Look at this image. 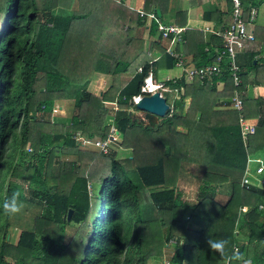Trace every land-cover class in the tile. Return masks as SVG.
I'll list each match as a JSON object with an SVG mask.
<instances>
[{
	"label": "trees",
	"instance_id": "16d2710c",
	"mask_svg": "<svg viewBox=\"0 0 264 264\" xmlns=\"http://www.w3.org/2000/svg\"><path fill=\"white\" fill-rule=\"evenodd\" d=\"M239 2L247 23L255 0ZM165 6L166 0H144L139 15L119 0H0V264H145L149 257H164L163 264H223L207 239H227L229 251L239 248L253 264H264V181L255 182L264 180V98L244 89L246 73L264 87V27L252 28L251 44L262 50L238 65L236 86L216 90L229 81L224 67L203 79L187 81L182 73L165 83L180 90L165 115L142 125L131 116V97L149 71L172 68L175 60L164 53L156 31L160 20L153 9L162 15ZM203 17L210 20V13ZM146 20L151 39L144 45L134 31ZM172 22L181 29L172 51L185 67L205 65L222 48L214 35L184 28L183 13ZM107 34L130 38L117 58L98 50ZM152 51L155 59L147 54ZM121 73L131 77L119 88ZM100 75L108 81L96 96L89 87ZM232 97L239 99V111L209 115ZM59 98L72 101L71 114L51 119ZM185 99L184 112L176 113ZM106 104L115 108L112 114ZM251 118L252 132L241 136L238 120ZM110 126L116 138L105 153L80 144L104 139ZM16 141L19 173L15 164L8 169ZM113 145L128 155L115 160ZM252 163L246 191L254 200L240 211L239 182ZM7 171L14 181L3 187ZM206 175L225 181L211 183ZM179 180L195 185L188 209L174 191ZM222 186L228 193L223 203ZM16 192L33 212L14 224L19 230L8 242L12 216L2 205ZM68 225L72 231L64 239Z\"/></svg>",
	"mask_w": 264,
	"mask_h": 264
},
{
	"label": "crops",
	"instance_id": "0c3cea01",
	"mask_svg": "<svg viewBox=\"0 0 264 264\" xmlns=\"http://www.w3.org/2000/svg\"><path fill=\"white\" fill-rule=\"evenodd\" d=\"M126 8L132 9V10H141L143 6V1L144 0H119ZM255 5L253 6L249 20L247 21V26L252 30L253 27H264V0H255ZM72 8H76V3L73 2ZM158 9V8H155ZM207 12L210 13V20L204 19L203 15H205ZM159 13V10H158ZM180 13L184 14V28L188 29H193V30H199L202 31L204 34H208L206 31L203 30V28H209V29H214L218 27H222L226 24L227 19H228V3L226 0H166V6H165V14H160L157 16L159 17V22L162 23L163 25H170L173 26V18L176 15H179ZM219 15L217 19L215 18V15ZM216 20V21H215ZM147 23L148 20L145 21L143 25L137 26L134 31V35L137 38L143 39L144 45L148 43V41L151 39L146 33H147ZM130 38L129 37H124V38H117L112 35H104L100 45L98 47V50L108 56L112 57H119L120 54L124 51L126 48ZM162 45L165 46L164 41H160ZM160 44V46H162ZM262 50V46L258 42H254L253 44H250L247 47V59L241 60V62L245 63L246 61L249 60V56L251 55L252 52H260ZM147 54L150 55L152 59H155L158 55V53H155V51H152L151 53L147 52ZM236 60V59H235ZM182 60V66L183 65ZM240 62V63H241ZM237 66L241 65L237 60H236ZM241 71V69H240ZM152 75V78L156 82H161L164 86V91H161L160 95L165 99V97L162 95V92H166L171 90L174 92L175 96L174 99L172 97V100H176L178 98L180 90H176L174 88H170L165 86V83L167 81H173L175 78L178 76L182 75V69L176 66H172V68L169 69H158L155 70L154 72H150ZM240 73V72H239ZM131 77L130 73H121L118 77V87L121 88ZM245 84H244V89L245 92L248 96H260L264 98V87H261L259 85H255L251 82V76L250 73H246L245 75ZM97 79L99 82L98 87V94L99 91L104 85L107 83L108 79L105 76H98L95 77L94 80ZM188 81V80H187ZM186 81V82H187ZM95 87H93L94 89ZM96 89V88H95ZM216 90L217 91H224V90H231V85L229 84V81H226L225 83L219 82L216 84ZM166 102V99H165ZM133 104V103H132ZM167 104L168 108L172 105ZM231 104V103H230ZM228 104L225 106L224 104H219L216 106H213L210 109L209 115L210 116H218L221 114H230L233 113L234 111L231 108V105ZM187 105V99L183 101V103L176 109V113L184 112L185 108ZM137 114L132 112L131 116L137 115L139 119L142 117V113L139 112L138 110ZM138 119V120H139ZM158 118H155L154 123L157 121ZM247 124H254L255 120L253 118L245 120ZM142 125H145V123H141ZM179 131H183L182 129L178 128ZM258 158L262 159V155L259 154ZM254 163L250 164V170H252ZM211 176H216L217 175H211ZM220 181H224L225 178L220 176ZM220 183V182H217ZM222 183V182H221ZM220 183V184H221ZM239 201L241 204H244L243 200L246 201V204L249 205L250 203L253 202L254 197L252 194L246 190H243L240 192L239 195Z\"/></svg>",
	"mask_w": 264,
	"mask_h": 264
},
{
	"label": "built area",
	"instance_id": "2783aa9c",
	"mask_svg": "<svg viewBox=\"0 0 264 264\" xmlns=\"http://www.w3.org/2000/svg\"><path fill=\"white\" fill-rule=\"evenodd\" d=\"M228 3V19L224 26L209 29L203 28L204 31L214 35L215 37L221 40L222 48L212 54L208 59V62L199 67H183L182 60L178 53L172 51V45L175 40L178 38L180 28L163 25L156 22V31L159 34L160 40L165 42L164 53L171 55L174 60V66L182 69L184 73V78L191 80V78L203 79V77H209L217 74L224 67L228 71V78L230 81L231 88L237 85L238 83V74L239 68L236 63V54L243 52L252 42L253 34L252 30L247 26L246 22L242 19L241 8L239 0H226ZM139 15H141L140 10H137ZM152 13L148 14V18H152ZM139 71V69H137ZM157 91L160 95L161 91H164V86L161 82H156L153 80L150 71L143 78L141 85L139 86L138 93L131 97V102L134 103L140 96L149 94L151 92ZM231 108L233 111H239L240 101L236 97L231 98ZM239 127L241 136L250 134L252 132L253 125L247 124L244 120L239 119ZM116 138L115 129L110 126L108 133L104 139H81L80 144L83 146H91L93 149H97L101 153H105L107 148L113 144ZM259 162V161H258ZM262 170L261 164L254 168V173H260ZM252 176L251 170L246 167L244 168L243 174L240 178L239 187L242 190H248L249 186L252 184L250 180ZM262 178L255 179L257 184L263 183ZM246 206L241 205L240 211H245ZM224 264V263H223Z\"/></svg>",
	"mask_w": 264,
	"mask_h": 264
},
{
	"label": "rangeland",
	"instance_id": "374dc122",
	"mask_svg": "<svg viewBox=\"0 0 264 264\" xmlns=\"http://www.w3.org/2000/svg\"><path fill=\"white\" fill-rule=\"evenodd\" d=\"M249 27V26H248ZM247 51H243V52H240V53H237L236 54V60L240 63L241 60L243 59H247ZM99 85V82L97 79L93 80L91 85H90V89H91V92L94 94V95H98V86ZM93 87H95L93 89ZM170 89V88H169ZM162 95L165 97L166 99V104H171V101L173 102L174 100H172V97L174 99V92H172L171 90L169 91H166V92H162ZM106 108L108 109L109 113L112 114V112H114L113 110L115 109L113 106V108L111 109L110 105H105ZM72 101L69 100V99H62V98H59L58 100L54 101L53 105H52V110H51V119H55V118H69V115L71 114V110H72ZM130 112L131 114H133L134 112L137 114V111L136 109L133 107V108H130ZM133 112V113H132ZM31 115V113L29 114ZM132 118L133 120H138L139 117L137 115H132ZM115 148V151H114V159H119V158H125L127 155H128V150H124V149H119V148H116V146H112ZM18 146H17V141L13 144V146L11 147L12 149V157L9 159L10 161V164L8 166V169L9 168H12V165H16L18 168L15 169V171L18 173L20 172V164H18V156L16 155V151L15 149H17ZM8 149V147H7ZM86 149L88 150H92L93 151V148L89 145L86 147ZM25 151L28 150V147L26 146L24 148ZM8 150H6V153H7ZM71 156H66V155H58L57 156V159L59 160H62V159H70ZM182 175L185 176L186 173H183L182 172ZM211 183H217V182H224V181H220V180H223V179H220L221 177L220 176H211V175H206L205 176ZM2 184H3V187L4 185H6L7 182H12L13 181H9L10 180V174L9 172L7 171L3 177H2ZM224 184V183H223ZM220 189V191H219ZM89 191L93 192L94 190L90 189ZM174 191L177 192L180 196V201H181V204L184 208H187L194 202V193H195V185L192 184V183H189V181L187 180H179L177 181V183L175 184L174 186ZM218 192L220 193L221 197L220 198V202L223 203L224 200L227 199V196H228V193L225 189V186H222L221 188H218ZM244 206H248L247 204H243ZM22 210H24V213H18L14 216H12V220H11V223H10V226L7 228L6 230V233H5V240L8 241V242H13L15 237H16V234L19 230V227H17V225H14L15 223H19V222H22L24 221L30 214H32L33 210L29 207H24ZM20 218V219H19ZM21 224V223H20ZM72 231V226L71 225H68L65 227V233H64V239L67 238V236L70 235ZM166 260V258L162 257V258H157V257H149L148 259H146L145 261V264H163L162 263V260Z\"/></svg>",
	"mask_w": 264,
	"mask_h": 264
},
{
	"label": "clouds",
	"instance_id": "9594fccd",
	"mask_svg": "<svg viewBox=\"0 0 264 264\" xmlns=\"http://www.w3.org/2000/svg\"><path fill=\"white\" fill-rule=\"evenodd\" d=\"M20 193H13L3 202V211L5 215L14 216L20 213L23 209V204L20 202ZM264 207V206H262ZM229 241L227 239H207L206 244L211 251L219 254L223 258L224 264H253V261L246 254L241 253L239 248H232L229 251Z\"/></svg>",
	"mask_w": 264,
	"mask_h": 264
},
{
	"label": "water",
	"instance_id": "95a60500",
	"mask_svg": "<svg viewBox=\"0 0 264 264\" xmlns=\"http://www.w3.org/2000/svg\"><path fill=\"white\" fill-rule=\"evenodd\" d=\"M154 12L156 16L159 15L158 9H155ZM133 107L142 113V117L139 119V122L145 123L148 126H152L154 124L155 118L164 116L168 109L165 99L159 95L157 91L140 96L133 103ZM69 216L70 210H67L66 219H68Z\"/></svg>",
	"mask_w": 264,
	"mask_h": 264
}]
</instances>
